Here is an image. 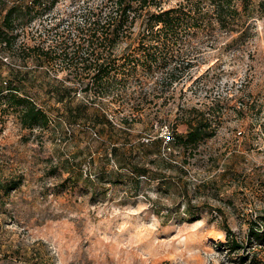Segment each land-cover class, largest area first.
Segmentation results:
<instances>
[{
    "label": "rangeland",
    "instance_id": "obj_1",
    "mask_svg": "<svg viewBox=\"0 0 264 264\" xmlns=\"http://www.w3.org/2000/svg\"><path fill=\"white\" fill-rule=\"evenodd\" d=\"M25 1L36 17L0 44V89L20 85L48 123L22 127L16 111L0 118V186L18 182L0 187V264H264V237L248 238L255 220L264 227L260 0H235L228 24L210 0H124L129 18L103 88L83 62L112 32L103 23L123 10L117 0ZM11 3L0 0L2 12ZM180 5L203 16L170 30L145 25L148 13ZM136 48L157 59L135 67L125 59ZM173 68L186 71L170 84ZM15 70L27 74L23 85ZM191 107L215 133L184 150L168 137ZM122 143L152 172L136 179L118 167L112 148Z\"/></svg>",
    "mask_w": 264,
    "mask_h": 264
},
{
    "label": "trees",
    "instance_id": "obj_2",
    "mask_svg": "<svg viewBox=\"0 0 264 264\" xmlns=\"http://www.w3.org/2000/svg\"><path fill=\"white\" fill-rule=\"evenodd\" d=\"M126 2L127 1L124 2V0H117V6L122 7L123 10L120 12L119 16L109 17L106 22L103 23V25H106L107 27L113 26V28L110 34H108L107 31H103V34L97 38L99 39L98 41L100 42V45H102L101 50L91 52L93 55L92 58L90 56L89 58H84L83 63L85 65V70H89V68L95 70L94 80L97 82L99 88L105 87L104 80L113 69V65L111 66L110 62L105 61L111 58V51H109V49L113 44L118 42L120 28L122 24L128 21L129 14L126 7H130L131 2ZM210 2L213 6L211 14L222 24H228L229 21H233L238 13L235 0H210ZM146 3V0L141 2L142 5H146ZM258 3L259 7L264 9V0H260ZM34 6L35 4H29V2L25 0H12L11 5L7 6L4 12H2L3 10L0 8V11L2 12L0 18V43L5 42L8 45L12 44L17 35V33H14L16 29L30 23L36 17V12L32 13ZM193 9V14L189 16L185 10H183L181 5L178 8H170L158 13H148L145 25L149 27V29H152L154 26L161 24L165 30H170L176 24L184 21H195L200 16H203V11L200 8H197L194 5ZM163 40L168 41V38ZM175 40V38L171 37L169 41ZM127 57L128 58L125 59V61H128L130 58L135 59V67L139 63H150L152 61L151 59H153V61L157 59L153 58L147 50L141 51L140 48H136L131 54H127ZM90 58L91 60H89ZM185 71L186 70L183 69L178 70L173 68L170 72V84L177 79V75L181 76ZM171 74H174V76H171ZM14 77L19 83H21V85H23L27 74L15 70ZM4 83H7V81H4ZM4 90L7 91L6 94H3ZM20 90V85L14 84L12 80L8 82L5 89H0V118L9 111H16L22 127L30 128L35 125H47V113L37 106L32 98L28 95L22 94ZM59 99V101H62L63 96ZM101 120V123L108 124L107 120H103V118H101ZM179 120L172 123L171 136L168 137V142L172 146L181 147L184 150L193 149L198 147L200 143L206 139L212 137L215 133L209 116L204 110L199 108L191 107L185 110V113L182 118H179ZM179 123L186 125V132L183 133L177 129ZM137 147L143 152L150 151V147L143 143H139ZM153 147L156 146L154 145ZM133 151L134 146L127 145L126 143H122L120 146H113L112 152L114 157L117 158L118 167H126L136 179L139 176H146L152 172L145 165H137L128 158ZM6 185L7 184H2L0 187L3 189L6 188ZM17 185L18 182L14 181L12 186L6 188V192ZM138 185L139 182L136 183L137 187ZM252 224L253 225H251L248 230V238H253L254 241H262L264 237V227H262V224L256 220ZM257 227L263 229L260 230ZM224 229L226 236L228 237L230 235V230L228 228ZM249 243H252V241ZM236 247H239L238 244L231 241L230 248L236 249Z\"/></svg>",
    "mask_w": 264,
    "mask_h": 264
},
{
    "label": "built area",
    "instance_id": "obj_3",
    "mask_svg": "<svg viewBox=\"0 0 264 264\" xmlns=\"http://www.w3.org/2000/svg\"><path fill=\"white\" fill-rule=\"evenodd\" d=\"M0 44H3V45H5L6 43H5V42H1ZM3 59H4V60H7V57H3ZM168 139H169V138H168ZM145 140H146V141H148L149 139H148V138H146Z\"/></svg>",
    "mask_w": 264,
    "mask_h": 264
}]
</instances>
